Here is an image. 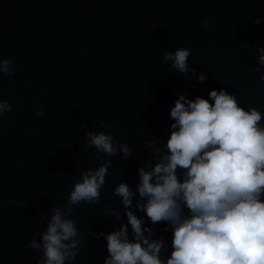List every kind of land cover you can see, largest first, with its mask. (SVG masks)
Segmentation results:
<instances>
[{"label": "water", "instance_id": "95a60500", "mask_svg": "<svg viewBox=\"0 0 264 264\" xmlns=\"http://www.w3.org/2000/svg\"><path fill=\"white\" fill-rule=\"evenodd\" d=\"M180 47L191 50L189 68L205 72V82L163 60ZM259 47L264 0H0V52L15 73L0 80L2 98L13 103L0 124V264H37L41 253L26 245L45 228L41 214L66 202L81 170L101 164L104 154L86 147L84 134L105 131L133 155L105 156L113 163L100 202L73 213L86 236L73 264H103L106 241L91 234L121 223L104 216L108 207L123 211L115 184L134 187L138 168L153 159L145 141L168 138L177 93L227 88L264 112ZM154 227L170 239L165 224Z\"/></svg>", "mask_w": 264, "mask_h": 264}, {"label": "clouds", "instance_id": "9594fccd", "mask_svg": "<svg viewBox=\"0 0 264 264\" xmlns=\"http://www.w3.org/2000/svg\"><path fill=\"white\" fill-rule=\"evenodd\" d=\"M210 23L205 20L203 27ZM252 23L261 21L255 18ZM257 52L254 71L259 73L264 47ZM162 56L173 70L191 72L198 83L207 80L205 72L189 68L190 49L166 50ZM13 64L0 52V80L15 74ZM12 111L13 103L0 92V124ZM169 119V136L160 146L155 139L145 141L153 159L138 168L135 186L115 184L113 195L123 211L108 207L104 216L121 223L110 232L91 234L106 241L103 264H264V112L245 108L227 88H213L207 96L194 98L177 93ZM100 125L113 126L104 120ZM84 135L86 147L104 154L102 162L81 170L66 202L41 214L39 223L45 228L35 231L26 245L41 253L37 264L76 261L86 236L73 218L74 206L100 202L113 163L105 156L133 155L129 144L111 132ZM18 203L25 206L24 201ZM158 224L166 225L170 239L156 236Z\"/></svg>", "mask_w": 264, "mask_h": 264}]
</instances>
